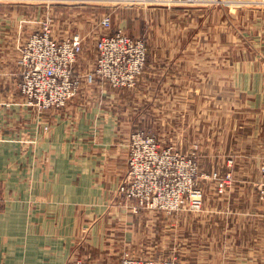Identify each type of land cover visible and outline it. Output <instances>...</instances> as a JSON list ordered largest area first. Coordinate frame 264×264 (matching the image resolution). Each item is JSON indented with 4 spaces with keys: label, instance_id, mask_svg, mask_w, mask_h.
Masks as SVG:
<instances>
[{
    "label": "crops",
    "instance_id": "crops-1",
    "mask_svg": "<svg viewBox=\"0 0 264 264\" xmlns=\"http://www.w3.org/2000/svg\"><path fill=\"white\" fill-rule=\"evenodd\" d=\"M24 1L0 2V264H76L77 260L91 264L93 254L106 248V236L128 232L126 218L130 216L115 218L112 205L116 200L110 190L128 170L126 145L134 130L131 126L140 124V119L152 125L168 124V116L162 121L160 114L171 112L175 105L183 110L185 119H194L197 138L205 140L207 135L210 140L227 141L220 153L230 157L222 164L217 161L216 166L202 159L208 156V146L205 152L201 146V171L232 176L224 192L218 191L215 179L208 182L211 192L206 202L215 211L212 221L206 220L211 229L202 232L221 244L207 245V252H228L229 264H264V200L257 191L259 162L264 155V6L243 8L218 0L194 6L153 5L147 10L153 18L149 28L158 29L159 18L165 15L162 27L181 30L179 43L194 46L193 51L148 55L147 68L139 76L137 88L131 89L132 102H127L128 91L122 90L119 96V89L91 75L96 47L83 55L84 46L74 65V72L83 77L82 93L60 109L39 112L24 102L17 88L21 47L42 21L39 4L29 14L31 9ZM34 1L44 5L45 0ZM97 3L103 11L95 17H112L109 29L98 20L99 32L127 29L128 20L122 14L117 17L121 10L111 8L117 7L116 0ZM53 10L55 38L67 36L75 25L77 32L89 25L77 16L70 19L71 14L60 19L62 12L68 13L61 4ZM182 10H187V16L179 15ZM169 15L178 16L179 23L168 21ZM141 22L132 18L131 36ZM85 30L89 35L88 28ZM221 88L240 99L234 116L249 117L242 136L240 126L233 131L229 125L227 137H215L213 131L208 137L201 130L199 124L204 125L205 118L211 119V128L215 125ZM187 92L192 102L182 98ZM146 93L148 101L143 98ZM228 132H238V136L231 138ZM238 138L248 143L241 145ZM235 157L257 160L249 165ZM203 248L205 243L199 250Z\"/></svg>",
    "mask_w": 264,
    "mask_h": 264
},
{
    "label": "rangeland",
    "instance_id": "rangeland-1",
    "mask_svg": "<svg viewBox=\"0 0 264 264\" xmlns=\"http://www.w3.org/2000/svg\"><path fill=\"white\" fill-rule=\"evenodd\" d=\"M4 0H0V2ZM24 1V0H23ZM97 1L102 0H64L62 3L53 2V1H44V5L42 3H37L34 0H26L25 3L29 4L30 13L34 14L35 10H32V6L35 4L38 5V14L42 13V19L46 15L52 14L54 16V10L61 4L62 7H65V11L68 13L62 12L60 15V19H64L65 15L71 14V18L77 16V19L86 21L88 23V27H81L78 32L85 37L84 38V54L88 55V52L91 53L92 48H95V43L100 35L99 32L101 29L98 26V20H102L103 17L109 16V14H105L101 17H95L96 13L100 10L99 3ZM207 0H193L189 2H185L182 4H175V6L183 5V6H194L200 3H203ZM213 2H217V0H209ZM218 2H230L234 3L235 5L241 6L243 8H253L255 6H264V0H218ZM58 4V5H57ZM57 5V6H54ZM156 4H151L149 2H144L143 0H117V7L111 8H119L118 16L120 19V15L122 14L121 18L124 20H128L127 22V29H122L127 35H132V18H140L142 22L140 27H136L134 30L136 32L135 38H139L144 40L146 46V61L144 65V69L147 68V58L148 55L154 53H179V52H187L193 51L194 46L182 45L179 43L178 38L183 35V32L179 29H175L173 31L166 30L162 27L164 24V16L161 15L159 18V26L158 29H150L149 26L153 25L152 21L153 18L149 16L147 13L148 9H151V6ZM159 6H169V4H157ZM171 5V4H170ZM174 5V4H173ZM40 6V7H39ZM54 6V7H53ZM102 7V6H101ZM102 9V8H101ZM123 10V11H122ZM175 10H173L174 12ZM187 10H182V12H178L181 17L187 16ZM102 13V12H100ZM104 13V12H103ZM190 13H196L194 10H190ZM194 15V14H193ZM87 16L89 17L87 19ZM195 16V15H194ZM110 17V16H109ZM174 17V18H172ZM195 18V17H193ZM165 20L167 17L165 16ZM111 25H112V17H110ZM168 21H173L179 23L178 16H168ZM183 23H187L184 21ZM76 25L74 26L71 31H75ZM88 28L89 35H85L87 32L85 29ZM92 29V30H91ZM92 31V33H90ZM168 39L165 42V35ZM132 36V37H133ZM186 37V36H185ZM174 38V40H172ZM159 44V45H158ZM190 47V48H189ZM189 48V49H188ZM86 51V52H85ZM81 54V56H82ZM80 56V57H81ZM18 61V60H17ZM91 64L93 63L90 62ZM94 64V63H93ZM142 70V72H143ZM141 72V74H142ZM76 74V72H75ZM140 74V75H141ZM81 81H83V77L79 74H76ZM139 78V77H138ZM227 78L223 81L226 83ZM137 83L129 88L119 89L117 91V95L122 96V90H126L129 92V98H125V101L132 102L131 98V89L137 88ZM147 85V82L145 83ZM223 86V85H221ZM82 93V83L79 94L75 97L77 98ZM191 93L187 92L182 95V98H187L188 102H192L191 100ZM137 98H140V94H135ZM176 100H179L178 94H175ZM161 98L163 94H160ZM149 95L146 93V96L143 98L148 101ZM74 98V99H75ZM206 94H205V101H206ZM73 100V99H72ZM208 100V99H207ZM240 101L237 94L234 92L228 93L226 92L225 88H221L218 95H217V103L218 107L216 108V117L215 125L213 128L210 127L211 119H204V125H200L201 130L205 131V134H209L208 137L211 135V132H215V137L223 135L227 137V128L231 125L233 131L236 130L237 126H240V134L241 136L244 135V124L245 120L249 117H235L236 114L235 105H237ZM163 102V100H161ZM243 102V101H242ZM241 102V103H242ZM126 112V110H125ZM183 110H181L179 105H175V108L172 109L171 112L161 113V120L164 121V116H168V124H158L152 125L148 124L145 119H140V124L134 125L132 129L136 130H144L150 134H153L160 145L162 146H170L174 148L177 152L183 155H187L192 157L197 165L198 168V177L196 180V187L201 194V208L199 210H188L183 208L173 213H164L155 210H145V209H135L133 208V204L127 201L124 197V193L122 190V186L125 182V176L122 175L120 178L119 183L115 187L114 190H110V195L113 200H116L112 206L113 210L115 211V218L120 216L121 220L122 216H130V219L127 220V225L129 226V231L125 232V234H120V232L115 236H106L105 244L107 245L100 253L97 252L93 254L91 258V264H96L97 262H103L104 264H114L119 257L128 252L132 255L139 256L141 258H155L159 260H170L177 264H229L228 263V256L230 255L228 252H207V245H220L218 238L213 241L212 237H206L202 230L211 229L207 227L206 220H211L213 218V214L215 210H213V206L211 202H206L207 195L210 194L211 187L209 185V181L212 182V175L217 172H207L201 171L199 166V159L203 156L201 154V146L204 148V152L208 146V150H212L213 152L210 156V151L207 150V155L204 156L202 159L210 160L214 162V165H217V161H226L230 156L228 154H222L220 152H224V148L227 141L224 139L221 140H210L207 139V135H205L206 139L202 140L197 138L196 134V125L194 124L193 118H184L182 115ZM129 116H131V106H129V111L127 112ZM235 126V128H234ZM132 132V131H131ZM228 136L231 138H236L238 136V132L231 135L228 132ZM233 139V140H234ZM223 142V144H221ZM238 142L241 143H248V141L244 138H238ZM229 144V143H228ZM202 150V152H203ZM202 155V156H201ZM220 155V156H219ZM127 158V156H126ZM234 158V157H231ZM238 162H245L249 165H252L257 158L253 157H235ZM216 168V167H215ZM218 177H220L218 175ZM201 180L204 181V184H200ZM217 188V187H216ZM210 191V192H209ZM1 193V190H0ZM227 211V208L225 209ZM212 221V220H211ZM111 222V221H110ZM124 222V221H123ZM115 222L112 223L114 225ZM125 225V222H124ZM205 243V248L199 250L200 244ZM220 257V261L218 259ZM215 260V261H213Z\"/></svg>",
    "mask_w": 264,
    "mask_h": 264
},
{
    "label": "built area",
    "instance_id": "built-area-1",
    "mask_svg": "<svg viewBox=\"0 0 264 264\" xmlns=\"http://www.w3.org/2000/svg\"><path fill=\"white\" fill-rule=\"evenodd\" d=\"M117 1V0H116ZM151 4H182L193 0H143ZM109 29V16L101 20ZM54 16L46 15L38 30L25 39L19 59L20 81L17 88L24 102L39 112L64 107L80 92L82 81L75 75L74 65L84 49V37L71 31L63 38L53 35ZM96 58L92 76L112 88L124 89L136 84L146 61L142 39L122 30L102 33L96 40ZM127 172L122 186L124 197L135 209L173 213L183 208L199 210L201 194L196 187L198 168L195 160L170 146L159 144L153 134L133 130L127 143ZM259 196L264 200V155L259 162ZM217 189L224 192L232 179L230 173L218 177ZM76 264H82L80 260ZM96 264H104L97 262ZM114 264H177L170 260L141 258L123 253Z\"/></svg>",
    "mask_w": 264,
    "mask_h": 264
}]
</instances>
